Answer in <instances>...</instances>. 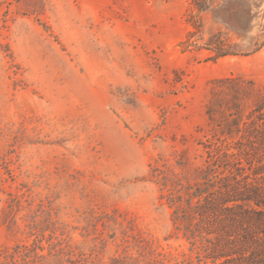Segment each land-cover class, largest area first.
I'll return each instance as SVG.
<instances>
[{
    "label": "rangeland",
    "instance_id": "obj_1",
    "mask_svg": "<svg viewBox=\"0 0 264 264\" xmlns=\"http://www.w3.org/2000/svg\"><path fill=\"white\" fill-rule=\"evenodd\" d=\"M261 95L264 0H0V257L211 264L155 173L194 182Z\"/></svg>",
    "mask_w": 264,
    "mask_h": 264
},
{
    "label": "trees",
    "instance_id": "obj_2",
    "mask_svg": "<svg viewBox=\"0 0 264 264\" xmlns=\"http://www.w3.org/2000/svg\"><path fill=\"white\" fill-rule=\"evenodd\" d=\"M207 114L212 118L210 107ZM205 149V163L194 182L183 184L155 173L166 189L161 198L172 207L174 229L197 247L200 260L264 264V95L246 115L233 113ZM29 252L26 246L13 250L0 257V264H29L48 255ZM16 256H22V263ZM110 264L137 263L114 258Z\"/></svg>",
    "mask_w": 264,
    "mask_h": 264
}]
</instances>
